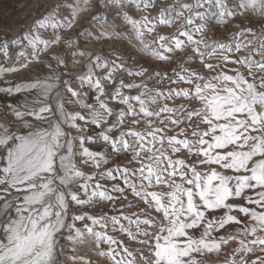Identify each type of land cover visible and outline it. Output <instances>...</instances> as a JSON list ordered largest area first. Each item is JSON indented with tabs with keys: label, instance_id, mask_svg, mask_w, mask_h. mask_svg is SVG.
Masks as SVG:
<instances>
[{
	"label": "snow or ice",
	"instance_id": "6c2138e0",
	"mask_svg": "<svg viewBox=\"0 0 264 264\" xmlns=\"http://www.w3.org/2000/svg\"><path fill=\"white\" fill-rule=\"evenodd\" d=\"M155 4L156 0H96L95 5L92 0H55L11 41L0 37V55L4 62L12 61L7 67L0 63V77L24 69L35 74L34 79L0 87V94L9 97L27 94L22 102L9 101L0 110V264H61L65 247L73 253L67 264H95L75 255L78 246L89 242L107 264H212L209 257L225 248L230 252L215 264H264V76L257 74L264 73V57L252 59L264 50V36L258 38L257 48L237 59L223 53L240 52L237 40L255 36L251 28L233 34L234 49L195 38L210 31L207 24L213 19L222 25L245 12L264 17V0H174L155 16L130 14L133 7L146 13ZM61 10L67 15L61 17ZM88 12L91 15L74 37L62 34ZM111 20L126 26L140 50L154 60L167 62L172 53L191 48V58L185 57L171 77L166 72L148 76L188 87L164 91L149 89L144 82H116L121 72L143 77L148 69L126 68L118 62L120 55L113 58L80 46L81 39L85 44L127 39L109 24ZM174 24L179 27L171 35L157 34L146 42L145 35L158 26ZM49 30L51 39H43ZM254 42L248 40L243 47ZM201 46L208 51H201ZM10 47L18 49L14 56ZM217 54L225 66L237 67L217 72L219 63L208 62ZM69 56L73 63H82L81 72L66 71ZM196 57L216 74L206 78L184 67ZM98 71L104 75H96ZM71 75L78 89L71 78H63ZM106 85H113V90L106 91ZM134 88L140 89L136 95L125 94V89ZM89 92L95 103L81 99ZM176 99L195 101L196 106L167 105ZM109 102L125 107L115 110ZM68 105L83 111H69ZM129 117L132 125L143 121L144 127L113 135ZM74 132L86 134L77 137ZM101 143L99 150L87 146ZM126 153H131L129 162L136 168L119 162L103 168L110 157ZM78 163L95 171L87 174ZM104 180L115 183L106 187ZM129 192L145 207L123 215L115 204L127 200ZM100 203L121 214H92ZM79 208L89 211H74ZM109 227L141 247L129 249L109 234ZM229 227L231 231L216 235Z\"/></svg>",
	"mask_w": 264,
	"mask_h": 264
},
{
	"label": "rangeland",
	"instance_id": "374dc122",
	"mask_svg": "<svg viewBox=\"0 0 264 264\" xmlns=\"http://www.w3.org/2000/svg\"><path fill=\"white\" fill-rule=\"evenodd\" d=\"M55 0H0V37H5L9 41L13 38V36L17 35L18 33L23 32L29 25L32 24V22L35 19L40 18V16L47 10L48 5L54 3ZM68 2H71V0H68ZM182 3H190L191 0H181ZM174 3V0H156V4L153 8H151L146 13H141L136 11V9L133 7L130 9V14L133 15L136 18H139L142 15H148V16H155L162 8L168 7ZM92 4H96V0H92ZM61 17L67 15L66 12L61 10L59 13ZM91 15V12L84 13L80 17V22L77 23L76 27H74L71 31L62 33L64 36L67 37H74L75 33H77L82 26V22L87 19L88 16ZM110 25L116 26L117 32H122L127 35V39H113V40H101L99 43H89L85 44L83 39L80 41V46L89 48L93 51L103 52L105 55L111 54L114 58L115 55H120L122 57L121 61L125 64L126 68L130 69H136V68H146L148 69V72L143 77H130L127 75L126 72H121L119 75L115 76V81L119 82L120 80H124L125 83H132L135 82L137 84L144 82L146 83L147 87L149 89H160L167 91L169 88H180V87H188L187 85H173L170 84L168 80H164L162 82L159 81V77L153 76L152 79H148L149 74H154L155 72H160L161 75H163L165 72L169 77L172 76V70L175 68H178L180 65V62L185 59V57H190L191 48L185 49L183 53L174 52L171 54V59L167 62H161L152 59L149 55H146L140 50V45L138 41L135 40L132 33L128 31L126 26H123L120 21L118 20H111L109 21ZM177 27H179L178 24H174L172 27H166V26H158L157 29L151 34L145 35L146 42L152 41L157 34L161 35H171L173 32L176 31ZM207 27L210 28V31H207L203 34V36H196V39H203L205 42L208 43H226L233 47V34L242 31L244 29L251 28L252 31L255 33V36L248 35L240 37L237 42L241 43L242 50L240 52L233 53H223L225 55H231L232 59H237L240 57H245L248 55L249 52H251L253 49L257 48L259 45V37L264 36V17H259L252 15L248 12H245L244 15H238L234 18H231L227 20L224 24H218L215 22V20L208 21ZM95 32V29H93ZM43 39H51V30L47 34H44L42 36ZM253 40L255 41L251 47L244 48L243 45L246 41ZM56 50V49H54ZM18 49L15 47H10V54L14 56L17 53ZM201 51L207 52V49H204L203 46H201ZM220 55L217 54L213 57H211L208 62L217 64L219 63V68H217V72H219L220 69H224L227 71L228 69L236 68L237 65L235 64H227L225 66L224 63L220 60ZM264 57V50H261L260 55H254L252 59L254 61H259L261 58ZM41 59H46V54L41 56ZM76 60H80L82 62V58L76 57ZM68 66L66 71L70 74L79 73L82 71V63H73L72 57L69 56L67 58ZM0 63H3V66L7 67L9 66L12 61L9 59L7 62H4V57L0 55ZM32 67L31 65L29 66ZM184 67L194 68L199 73L208 78L216 73H213L207 69H204L202 64L199 62V57H196V62L192 64H185ZM244 71L245 75H247V70L242 69ZM47 72V69H44L42 73H40L41 76H43ZM257 74L259 76H264V73H260L257 71ZM98 76H103V71H98L96 73ZM35 74L30 73L28 69H24L21 72L13 73L10 75H5L4 77H0V87H9L12 86L15 83H21L25 82L29 79H34ZM63 78H71L73 80L72 87L74 89H78V84L75 82V75H71L70 77H63ZM5 81H8L9 83H5ZM113 90V85H106V91L111 92ZM85 91H88L85 89ZM125 94L128 95H136L140 89H132L131 91L125 89ZM27 94H21L18 96H12L9 97L4 94H0V110L3 109L4 105L11 101V102H22ZM33 96L35 93L32 94ZM91 93L89 92V95L81 96L82 100H87L89 103H95L94 100L90 99ZM31 98L30 96L28 97ZM102 99H104L102 97ZM165 101L161 100L160 105H163ZM185 105L188 108H192L196 106V102L192 101L189 102L187 100L183 99H176V100H169L167 101V105L169 107H179L180 105ZM108 106L115 109L120 110L121 108H124V105L116 104V103H108ZM155 108L156 106H151ZM69 111H83L79 109L78 107L74 105H68ZM86 114V113H85ZM115 117H110L109 120H114ZM132 117H129L121 128L117 130V133H113V135L118 134V131L129 128V127H135V128H143L144 122L141 121L139 125H132L131 124ZM91 127V126H90ZM95 131H99L96 129ZM86 133H78L74 132V136H81L85 135ZM93 135L95 132L92 133ZM169 135H172L173 133L169 132ZM131 142V141H130ZM93 150H99L104 147V145L97 144V145H87ZM125 155L128 156V159H125ZM131 159V153L121 154L119 156H112L109 159V164L103 166V168L112 167L117 162H119L122 165H127L128 168L134 169L138 165L135 162L130 163L129 160ZM2 158H0V164H2ZM78 167L81 171H84L87 174H91L95 169H90L83 164L78 163ZM103 168L101 170H103ZM102 183L106 187H111L114 181L104 180ZM128 199L127 200H118L115 204L116 209H123V215H131L133 212H136L138 209L144 208L145 205L138 201L136 198H134L131 193H127ZM131 204L132 207H128V205ZM74 211L77 212H87L89 209L87 208H79L74 209ZM92 214H99L101 212H106L109 216L111 215H120L121 213L118 211H114L110 208L108 203H100L93 207L91 210ZM154 214V213H153ZM135 219V217H133ZM241 219H244L241 217ZM70 222V221H69ZM125 227H129L127 221H122ZM132 230L135 231V227L131 226ZM232 228L229 227L226 230H222L220 233H217L216 235H224L227 231H231ZM109 234L113 235L118 240H123L127 247L131 250H135L137 248H140L141 246L139 244H136L135 242L128 241L126 237L119 232H112L111 227L108 229ZM62 244L66 245L65 241H62ZM235 244H232L231 247H235ZM145 247V255H147V249ZM104 248L106 249L107 246L105 245ZM231 248H225L218 256H211L209 257L212 264H215L216 261L224 260L226 258L225 253L230 252ZM67 247H65V250L62 255L59 256V260L61 261V264H67L68 258L70 255H72ZM77 256H84L86 259H90L95 264H107V261L103 258H100L96 256L93 253V245L92 243H86L83 246H78V249L75 253Z\"/></svg>",
	"mask_w": 264,
	"mask_h": 264
}]
</instances>
